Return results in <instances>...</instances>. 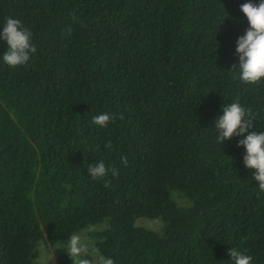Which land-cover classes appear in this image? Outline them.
<instances>
[{"label":"trees","instance_id":"1","mask_svg":"<svg viewBox=\"0 0 264 264\" xmlns=\"http://www.w3.org/2000/svg\"><path fill=\"white\" fill-rule=\"evenodd\" d=\"M242 2L0 0V25L19 18L36 46L0 63V264H46L48 247L76 264L84 229L115 264H231L232 247L264 264V192L212 124L238 100L264 131V80L231 68ZM99 159L118 175L92 179Z\"/></svg>","mask_w":264,"mask_h":264},{"label":"clouds","instance_id":"2","mask_svg":"<svg viewBox=\"0 0 264 264\" xmlns=\"http://www.w3.org/2000/svg\"><path fill=\"white\" fill-rule=\"evenodd\" d=\"M239 9L247 21V27L235 38L234 54L237 62L231 68L234 78L254 84L264 80V0H243ZM0 41L5 44V49L0 52V63L9 67L26 65L36 52L31 30L14 16L5 17L0 25ZM113 118L111 113L100 112L91 119L93 124L104 128ZM212 124L219 143L234 135L239 137L236 144L243 147L242 163L252 169L251 179L256 181L258 190L264 192V131L250 130L253 128L251 110L238 100L222 103ZM86 171L92 179L104 178L109 172L112 177L118 175V170L106 166L103 159L89 162ZM67 251L76 258V264H115L111 256L98 251L93 257L90 245L83 242L79 234L70 237ZM227 251L231 264L253 262L250 254L236 247L228 248ZM85 254L92 259H82Z\"/></svg>","mask_w":264,"mask_h":264},{"label":"rangeland","instance_id":"3","mask_svg":"<svg viewBox=\"0 0 264 264\" xmlns=\"http://www.w3.org/2000/svg\"><path fill=\"white\" fill-rule=\"evenodd\" d=\"M138 224H141L147 228H152V229L159 228V223L156 220H147V219L142 218V219L138 220ZM87 231L88 230L84 229V230L78 231L75 234H79L81 237V240L90 245V247L92 249V255H93V257H95L96 250H95L94 245L92 243L93 240L87 234ZM68 243H69V241H68ZM68 243H67V245H68ZM40 257L42 258V260H44L46 262V264H55L56 263V261H55L56 253L53 251V249L51 247H48V249H42ZM81 258L82 259H89V260L92 259V257L90 255H87V254L83 255Z\"/></svg>","mask_w":264,"mask_h":264}]
</instances>
